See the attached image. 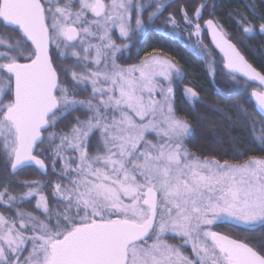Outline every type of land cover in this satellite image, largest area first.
I'll return each mask as SVG.
<instances>
[{"label": "snow or ice", "instance_id": "snow-or-ice-1", "mask_svg": "<svg viewBox=\"0 0 264 264\" xmlns=\"http://www.w3.org/2000/svg\"><path fill=\"white\" fill-rule=\"evenodd\" d=\"M171 3L0 0V30L8 33L0 35V208L13 213L0 212V264H264V238L250 243L214 230L264 237V156L230 163L190 152L193 126L176 114L175 85L185 75L179 63L155 48L136 63H118L133 46L140 55L150 30L182 35L172 12L157 24ZM207 7L204 0L192 16L181 8L189 39L210 56L201 39L206 27L232 81L242 74L245 88L264 86V74L219 20L199 23ZM245 7L264 21L254 3ZM227 15L242 29L238 39L264 35V22L257 32L244 13ZM114 32L127 42L117 44ZM181 96L193 113L203 103L194 87ZM250 99L264 114V91ZM251 131L264 151V126L257 132L252 121ZM33 168L58 180L13 179ZM14 184L23 191L11 192Z\"/></svg>", "mask_w": 264, "mask_h": 264}, {"label": "trees", "instance_id": "trees-1", "mask_svg": "<svg viewBox=\"0 0 264 264\" xmlns=\"http://www.w3.org/2000/svg\"><path fill=\"white\" fill-rule=\"evenodd\" d=\"M253 0H213L212 7L208 5L206 12H203L199 23L202 25L205 19H217L224 26V30L229 34V38L237 46L247 60H251L256 69L264 74V53L253 55L252 49L264 50V35H256L253 39H238L242 34V29L237 28L235 19L229 18L228 12H242L249 16L254 23L258 32L259 24L264 21L256 20L252 17L251 12L245 5L252 3ZM263 0H254L257 4L259 14L263 15L264 11ZM200 0H172V3L164 10L163 15L157 21L161 23L164 18L172 12L177 19L181 21L180 31L182 35L171 36L170 33L157 35L153 31H149L143 49L139 56H136V48H132L131 58H121L118 63L128 65L138 62L139 58L143 56L145 51L152 49H163L164 53L170 54L184 70V79L175 85L176 95V114L180 118H186L193 126L194 132L190 138L186 140V147L190 152L201 158H213L223 162L225 160L230 163H243L249 156H264V151H261L255 143L252 142L251 123L256 122L257 132L261 126H264V118L257 112L252 99H250L253 90L261 91L262 88L258 85L249 82L247 87H244L245 79L237 76L236 81L233 82L231 77L227 75V70L224 67V61L221 55L210 45L206 30L203 31V45L210 50L211 55H202L196 45L197 38L191 37L189 39V28L185 31V25L181 14L183 6L187 10L188 15H193ZM183 5V6H182ZM213 5L215 8L213 10ZM181 6V8H179ZM145 18L147 13L144 14ZM113 33V37L115 38ZM118 44H123L124 41H117ZM213 57V59L211 58ZM215 61L214 64L211 61ZM217 62V63H216ZM210 68L215 70L213 78ZM194 87L199 93L202 104L196 106V112L193 113L188 110L182 103L183 90L185 86ZM85 94L81 93L79 98H84ZM236 105L241 106L247 110L246 115H239V109ZM203 117L200 119V117ZM46 135V134H45ZM96 137H93V151L95 149ZM40 147H44L41 145ZM251 149L250 151L245 150ZM233 149L244 150L243 155H236ZM38 154V153H37ZM43 158V156L41 157ZM50 164V161H46ZM59 167V165H57ZM3 170V164L0 163V174ZM15 180H32V179H49L53 182L58 180V177L51 174L47 177L40 176L36 170L26 169L23 174L13 177ZM67 183L66 181H61ZM3 186L0 185V188ZM13 193H19L23 189L14 184L9 189ZM52 190L51 185L45 190L46 194ZM32 205L35 200H32ZM54 203V202H53ZM26 210H31L30 205L24 204L21 206ZM2 212L9 213L6 209L0 208ZM216 231L229 234L230 236L245 240L250 243H257L262 238L259 232L251 235L247 234L241 229H229L226 226L215 228ZM169 241L177 243L175 238L168 239ZM186 247L184 252H188Z\"/></svg>", "mask_w": 264, "mask_h": 264}, {"label": "rangeland", "instance_id": "rangeland-1", "mask_svg": "<svg viewBox=\"0 0 264 264\" xmlns=\"http://www.w3.org/2000/svg\"><path fill=\"white\" fill-rule=\"evenodd\" d=\"M204 2V0H200V2H199V5L201 4V3H203ZM207 4L209 5V7L211 6L212 7V4H213V0H207ZM198 5V6H199ZM183 6V5H182ZM179 8H181V6L179 7ZM183 8H185L184 6H183ZM208 8V7H207ZM207 8H205L204 10H203V12H206L207 10ZM152 9H149L148 11H151ZM195 12V11H194ZM193 12V13H194ZM192 13V14H193ZM189 16H191V15H189ZM177 18V17H176ZM178 20V19H177ZM205 20H208V19H205ZM204 20V21H205ZM203 21V22H204ZM203 25V24H202ZM189 31H192V28H189V30L187 31V32H189ZM193 37H195V36H193ZM196 38V37H195ZM202 38H203V35H202ZM113 39L116 41V43H117V41H124V43H126L127 41H125V40H123V39H120L119 38V33L118 32H116V35H115V38L113 37ZM118 44V43H117ZM212 59H213V57H211ZM217 63V62H216ZM154 138V134L153 135H149L148 136V139H153ZM170 238H175V237H173L172 236V234H166V236H165V239H170ZM176 240H177V243H181V241L179 240V239H177V238H175ZM168 242L169 243H171V244H176V243H173V242H171V241H169L168 240ZM188 249H189V251L188 252H185L186 254H188L189 256H191L192 255V251H191V247L189 246V247H187Z\"/></svg>", "mask_w": 264, "mask_h": 264}, {"label": "water", "instance_id": "water-1", "mask_svg": "<svg viewBox=\"0 0 264 264\" xmlns=\"http://www.w3.org/2000/svg\"><path fill=\"white\" fill-rule=\"evenodd\" d=\"M203 25H204V22L202 23ZM202 25V26H203ZM204 30H206V32H207V35H208V39H209V41H210V45H212L213 46V48L219 53V55H221V57L223 58V61H224V64H225V60H224V56H223V53L222 52H220V50L215 46V44L213 43V41H212V38H211V35H210V33L208 32V30H207V28L205 27L204 28ZM232 42V41H231ZM233 43V42H232ZM239 50V49H238ZM240 51V50H239ZM243 55V54H242ZM245 57V56H244ZM245 59H246V57H245ZM247 60V59H246ZM248 61V60H247ZM249 62V61H248ZM250 63V62H249ZM253 66V65H252ZM254 67V66H253ZM255 68V67H254ZM226 69V68H225ZM227 70V69H226ZM258 72H260L258 69H256ZM227 72H228V70H227ZM263 74V73H262ZM237 76H239V77H241V78H243V79H245L243 76H242V74H237ZM251 83H254V84H256V85H258L259 87H261L262 88V91H264V86H261V85H259V83L258 82H251ZM251 96V95H250ZM253 101V100H252ZM253 103H254V101H253ZM254 106H255V103H254ZM255 108H256V106H255ZM256 110H257V112L259 113V111H258V109L256 108ZM261 115V117H263L264 118V114H260Z\"/></svg>", "mask_w": 264, "mask_h": 264}, {"label": "flooded vegetation", "instance_id": "flooded-vegetation-1", "mask_svg": "<svg viewBox=\"0 0 264 264\" xmlns=\"http://www.w3.org/2000/svg\"><path fill=\"white\" fill-rule=\"evenodd\" d=\"M254 1V0H253ZM253 1H252V3H253ZM262 3H263V6H264V0L263 1H261ZM255 5H256V13H257V16H259L260 14H259V8L260 7H258V5L255 3ZM262 13H263V15H264V11H262ZM251 15H252V13H251ZM256 20H259L258 18H256ZM261 21V20H260ZM8 33H5V32H3V30H0V35H7ZM114 34H116V32H114ZM250 62H251V60H249ZM0 212H2V210L0 209ZM5 215H8V213L6 214V213H4ZM224 234H226V233H224ZM227 235H229V234H227ZM232 237V236H231ZM232 238H234V237H232ZM234 239H236V238H234ZM25 255H27V253H25Z\"/></svg>", "mask_w": 264, "mask_h": 264}]
</instances>
